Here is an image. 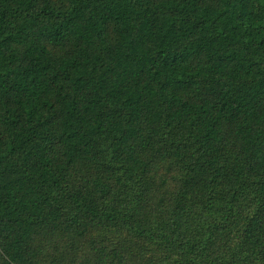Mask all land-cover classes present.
Segmentation results:
<instances>
[{
	"label": "trees",
	"instance_id": "16d2710c",
	"mask_svg": "<svg viewBox=\"0 0 264 264\" xmlns=\"http://www.w3.org/2000/svg\"><path fill=\"white\" fill-rule=\"evenodd\" d=\"M0 264H264V0H0Z\"/></svg>",
	"mask_w": 264,
	"mask_h": 264
}]
</instances>
